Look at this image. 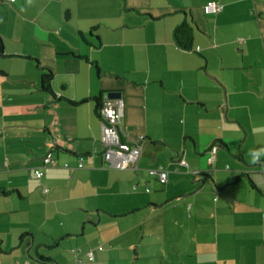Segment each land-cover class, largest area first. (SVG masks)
Instances as JSON below:
<instances>
[{"label": "crops", "instance_id": "0c3cea01", "mask_svg": "<svg viewBox=\"0 0 264 264\" xmlns=\"http://www.w3.org/2000/svg\"><path fill=\"white\" fill-rule=\"evenodd\" d=\"M263 61L264 0H0V264H264ZM111 92L139 169L103 158Z\"/></svg>", "mask_w": 264, "mask_h": 264}, {"label": "built area", "instance_id": "2783aa9c", "mask_svg": "<svg viewBox=\"0 0 264 264\" xmlns=\"http://www.w3.org/2000/svg\"><path fill=\"white\" fill-rule=\"evenodd\" d=\"M10 3H14L16 0H3ZM222 10V6L216 3H209L205 7L207 13H217ZM239 42H244L243 39H239ZM124 109V101L122 98H110L106 95L102 100L99 107V115L103 119L102 126V144H103V158L108 166L116 169H124L128 164H131L134 169L138 168V162L142 154L141 142L144 137L140 138V141H127V133L125 132L122 116ZM216 150L213 146L211 149V155L208 159L210 165L216 161ZM181 165L188 167V163L185 160L179 161ZM56 159L52 151L48 152L43 160L42 167L35 169V176L42 178L44 175L43 169L47 167L56 166ZM65 167H69L65 164ZM84 163L81 161L78 168H83ZM149 176L157 178L161 184H166L168 181V172L163 168L149 169ZM198 174V173H196ZM147 192L149 189L147 188ZM97 250L102 251L103 246L97 247ZM75 264H83L84 258L93 262L95 260V252L93 250L83 252L82 249L76 248L72 251Z\"/></svg>", "mask_w": 264, "mask_h": 264}, {"label": "trees", "instance_id": "16d2710c", "mask_svg": "<svg viewBox=\"0 0 264 264\" xmlns=\"http://www.w3.org/2000/svg\"><path fill=\"white\" fill-rule=\"evenodd\" d=\"M194 32H195V25L190 20H185L182 22L174 31V38L176 44L182 48L183 50L191 51L194 47ZM52 82H53V73L48 72L43 75L42 77V90L46 93L53 96L54 91L52 89ZM101 98L97 99L98 107L101 104Z\"/></svg>", "mask_w": 264, "mask_h": 264}, {"label": "water", "instance_id": "95a60500", "mask_svg": "<svg viewBox=\"0 0 264 264\" xmlns=\"http://www.w3.org/2000/svg\"><path fill=\"white\" fill-rule=\"evenodd\" d=\"M108 96L110 98H122V94L119 92H111L108 94ZM0 252H1V249H0Z\"/></svg>", "mask_w": 264, "mask_h": 264}, {"label": "rangeland", "instance_id": "374dc122", "mask_svg": "<svg viewBox=\"0 0 264 264\" xmlns=\"http://www.w3.org/2000/svg\"><path fill=\"white\" fill-rule=\"evenodd\" d=\"M263 63H264V61H263ZM227 170H228V169H227ZM101 245H103V247H104V244L101 243ZM46 253H48V251H46Z\"/></svg>", "mask_w": 264, "mask_h": 264}]
</instances>
